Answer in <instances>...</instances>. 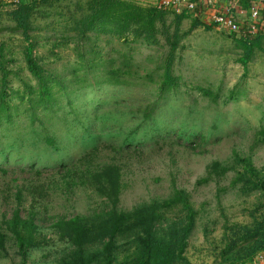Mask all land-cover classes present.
Wrapping results in <instances>:
<instances>
[{
	"label": "rangeland",
	"instance_id": "1",
	"mask_svg": "<svg viewBox=\"0 0 264 264\" xmlns=\"http://www.w3.org/2000/svg\"><path fill=\"white\" fill-rule=\"evenodd\" d=\"M36 1L29 42L49 77L52 99L46 108L33 109L25 84L36 82L22 54L28 43L7 15L12 5L0 1L2 60L10 70L9 87L16 92L9 100L16 107L12 120L0 121V225L11 216L21 188V215L35 206L39 235L45 237L29 250L27 264H55L65 247L52 228L56 219L87 216L106 206L89 188L66 191L58 171L96 147V161L120 167L119 209L168 198L175 189L185 191L198 212L186 257L190 264H212L211 249L225 222L249 223L248 210L258 199L256 193L231 186L234 171L203 179L212 162L237 166L235 156L250 158L264 171V41L254 47L244 68L238 38L203 22L191 30L198 19L187 15L177 28L171 68L177 86L158 95L170 50L163 36L147 44L131 36L119 40L90 33L83 44L65 43L62 38L72 34L63 21L76 0ZM166 26L172 35L174 15L167 14ZM108 71H116L124 83H108ZM39 182L43 191L38 197L29 187ZM34 198L39 201L32 206ZM180 212L175 208L167 215ZM8 235L0 264H19L14 238Z\"/></svg>",
	"mask_w": 264,
	"mask_h": 264
},
{
	"label": "trees",
	"instance_id": "2",
	"mask_svg": "<svg viewBox=\"0 0 264 264\" xmlns=\"http://www.w3.org/2000/svg\"><path fill=\"white\" fill-rule=\"evenodd\" d=\"M36 3V0H20L7 11L9 18L15 22V28L21 31L28 43L22 54L26 68L36 82L35 85L25 84L29 109L40 106L46 108L52 99L49 77L32 54L34 43L29 42L33 29L30 19ZM72 6L73 9L68 6L69 13L63 21L65 30L72 34L62 38L65 43L78 40L83 44L89 39L90 33H95L107 34L119 40L131 36L134 41L155 44L158 42V35H161L170 45V50L163 64L158 95L171 92L177 86L171 68L179 39L177 28L187 14L142 5L135 0H84V3L76 0ZM169 13L174 15L175 31L172 35L170 26H166V16ZM201 24V20L195 19L191 30ZM172 36H177V39L171 40ZM240 41L243 48L241 63L245 68L247 59L254 47L259 45L260 38ZM76 45L80 46L78 43ZM1 53L0 44V121L10 122L13 118L11 110L16 107L11 106L9 100L16 97V92L9 87L10 70L4 65ZM78 55L84 57V53L78 52ZM106 77L108 83H124L116 71H108ZM200 91L205 96L210 94L208 89ZM148 115L149 112L146 116ZM31 133L35 139H40L41 134H36L35 131ZM97 152L94 147L71 165H63L58 170L60 182L66 191L71 192L75 186L89 188L104 198L106 206L95 209L87 216H61L56 219L52 228L65 247L59 251L55 264H190L185 251L196 226L198 212L192 208L185 191L174 188L168 198L152 199L130 210L119 209L117 205L123 187L120 167L111 162L96 161ZM235 157L240 169L235 164L222 165L215 161L209 166L207 177L203 181H208L212 175L220 178L227 172L234 171L231 186H237L243 193H256L258 199L248 210L249 223L229 226L225 222L220 238L211 249L212 264H247L258 253L264 252V171L256 169L250 158ZM29 188L39 197L43 184L39 182ZM21 195L22 190L18 188L14 195L16 205L12 214L3 222L4 227L0 225V251L4 250V243L10 232L21 257L19 264H27L29 250L40 246L45 237L39 235L35 222L38 211L35 206L26 216L21 215ZM38 201L34 198L32 206ZM175 208H180L181 212L174 217L168 216L167 213ZM204 237L208 240L207 233Z\"/></svg>",
	"mask_w": 264,
	"mask_h": 264
},
{
	"label": "built area",
	"instance_id": "3",
	"mask_svg": "<svg viewBox=\"0 0 264 264\" xmlns=\"http://www.w3.org/2000/svg\"><path fill=\"white\" fill-rule=\"evenodd\" d=\"M4 3L11 5H16L20 0H0ZM264 1V0H258ZM156 8L169 10L176 14H187L197 17L201 22L205 24L213 25L220 30L226 32L228 35L241 38H256L259 35H264V25L259 26L257 23L258 10L256 7H252L249 13V20L240 24L230 12H217L208 15L204 18L201 13L200 3L194 0H160L157 2ZM200 10V11H199ZM203 18V20H202ZM264 254L263 252L258 253L251 263L258 264L263 262Z\"/></svg>",
	"mask_w": 264,
	"mask_h": 264
},
{
	"label": "crops",
	"instance_id": "4",
	"mask_svg": "<svg viewBox=\"0 0 264 264\" xmlns=\"http://www.w3.org/2000/svg\"><path fill=\"white\" fill-rule=\"evenodd\" d=\"M142 5L155 7L157 2L160 0H135ZM200 3L201 13L204 18L212 13L225 12L228 11L234 16V18L240 23L243 24L249 20L250 9L254 6L258 10V19L256 20L259 26L264 25V1L258 0H194ZM200 11V10H199ZM203 20V18H202ZM264 35L258 36L260 38L259 45L264 41ZM256 37V38H258ZM256 38H247L241 37L238 40L242 41H251ZM264 254V252H263ZM248 262L247 264H254ZM264 264V260L261 263Z\"/></svg>",
	"mask_w": 264,
	"mask_h": 264
}]
</instances>
